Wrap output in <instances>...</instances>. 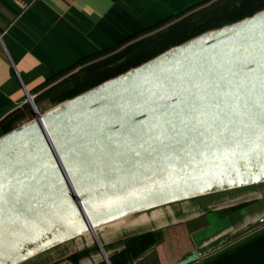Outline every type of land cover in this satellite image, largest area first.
I'll use <instances>...</instances> for the list:
<instances>
[{
    "label": "water",
    "instance_id": "95a60500",
    "mask_svg": "<svg viewBox=\"0 0 264 264\" xmlns=\"http://www.w3.org/2000/svg\"><path fill=\"white\" fill-rule=\"evenodd\" d=\"M33 110L0 137V264L143 211L264 183V9Z\"/></svg>",
    "mask_w": 264,
    "mask_h": 264
},
{
    "label": "crops",
    "instance_id": "0c3cea01",
    "mask_svg": "<svg viewBox=\"0 0 264 264\" xmlns=\"http://www.w3.org/2000/svg\"><path fill=\"white\" fill-rule=\"evenodd\" d=\"M202 1L0 0V124L16 112V127L32 120L29 96L41 113L59 105L65 80L99 54L168 28ZM263 219L264 183L254 184L143 211L22 264H264V225L223 245Z\"/></svg>",
    "mask_w": 264,
    "mask_h": 264
},
{
    "label": "trees",
    "instance_id": "16d2710c",
    "mask_svg": "<svg viewBox=\"0 0 264 264\" xmlns=\"http://www.w3.org/2000/svg\"><path fill=\"white\" fill-rule=\"evenodd\" d=\"M253 1L228 0L223 5H210V7L208 4L212 0H203L201 3L181 12L177 16L181 19L174 22L166 31L155 33V31L161 28L155 27L152 30H148V33L145 34L148 36L144 37V35L142 36L144 38H139L136 43L126 46L122 51L123 53L118 54L112 60L103 61L94 66H91V63H89L82 67L78 73L65 80L66 82L62 85L70 83V86L62 90L61 96H58L54 101L57 104H61L66 100L73 99L109 79L118 77V75L127 72L131 68H136L138 65L156 57V55L163 53L175 45L193 39L195 36L209 32L212 29L231 25V23L250 17L258 12L252 8ZM244 9H247L249 12L243 11ZM133 40L129 39L124 44L127 45ZM147 49L148 51H146ZM102 53L95 60L100 56L109 55L113 51ZM21 118L22 115L16 112L1 122L0 137L15 129L16 123Z\"/></svg>",
    "mask_w": 264,
    "mask_h": 264
},
{
    "label": "rangeland",
    "instance_id": "374dc122",
    "mask_svg": "<svg viewBox=\"0 0 264 264\" xmlns=\"http://www.w3.org/2000/svg\"><path fill=\"white\" fill-rule=\"evenodd\" d=\"M227 1L228 0H212V2L210 4H208V6H210V5L211 6L212 5H214V6H220V5H223V4L227 3ZM252 8L254 9V11H261V10H263L264 9V0H254L252 2ZM243 11L249 12L247 9H244ZM166 30H167V27L161 29L158 32H163V31H166ZM124 49H125V47L120 48L117 52H114L113 54L100 56L98 58V60H96L95 62L91 63V66L98 65L100 62H103V61L106 62V61L112 60L115 56H118V54L123 53L122 51ZM37 105L39 106V104H37ZM41 107H43V106L41 105ZM34 108H36L35 102H34ZM52 108H54V107H52ZM52 108H50V109H52ZM50 109L44 110L43 113L47 112ZM23 112H26L28 114L31 113L32 120L34 119V117H35V111L33 110V106L31 105V103H29L24 108V111ZM26 122H28V120ZM26 122H24V123H26ZM22 125H24V124H22Z\"/></svg>",
    "mask_w": 264,
    "mask_h": 264
},
{
    "label": "built area",
    "instance_id": "2783aa9c",
    "mask_svg": "<svg viewBox=\"0 0 264 264\" xmlns=\"http://www.w3.org/2000/svg\"><path fill=\"white\" fill-rule=\"evenodd\" d=\"M2 36L0 35V43H2ZM29 102L31 103V105L34 107V98L32 96H29ZM106 262L109 264L107 258H106Z\"/></svg>",
    "mask_w": 264,
    "mask_h": 264
},
{
    "label": "bare ground",
    "instance_id": "6f19581e",
    "mask_svg": "<svg viewBox=\"0 0 264 264\" xmlns=\"http://www.w3.org/2000/svg\"><path fill=\"white\" fill-rule=\"evenodd\" d=\"M87 233H90V232H87ZM91 233H93V232H91Z\"/></svg>",
    "mask_w": 264,
    "mask_h": 264
}]
</instances>
